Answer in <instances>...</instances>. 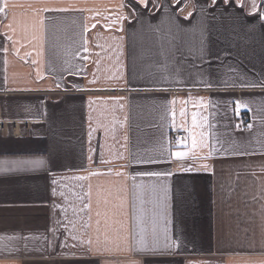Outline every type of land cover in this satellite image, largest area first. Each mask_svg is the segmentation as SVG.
I'll return each instance as SVG.
<instances>
[{
  "label": "crops",
  "instance_id": "1",
  "mask_svg": "<svg viewBox=\"0 0 264 264\" xmlns=\"http://www.w3.org/2000/svg\"><path fill=\"white\" fill-rule=\"evenodd\" d=\"M262 2L0 0V264H264Z\"/></svg>",
  "mask_w": 264,
  "mask_h": 264
},
{
  "label": "snow or ice",
  "instance_id": "2",
  "mask_svg": "<svg viewBox=\"0 0 264 264\" xmlns=\"http://www.w3.org/2000/svg\"><path fill=\"white\" fill-rule=\"evenodd\" d=\"M137 2L139 4H143V5H147V0H137ZM213 4L216 3V0H212ZM225 3H228V0H224ZM124 5H121V7H123ZM253 7L255 8V3H253ZM0 11H3V8H0ZM45 11H48V9H45ZM59 11H65V9H59ZM191 15V14H189ZM85 51H87V49H85ZM210 86V85H209ZM183 114V113H182ZM196 123V114L193 113V124L195 125ZM192 145H193V149H195L197 147V141L196 138L193 137V141H192ZM171 156L176 157L178 159H183L185 157L189 156L188 152H174V153H170ZM192 158L195 159H200L201 157H198L195 152L192 153ZM138 163H156L157 161L149 159V160H145V161H137ZM17 166L21 167V168H26V167H31L33 169L39 168L41 166H43L44 161L42 159H36V160H21V161H16L14 162ZM204 168H207V165H203ZM187 170L191 171L192 167L190 166ZM94 174H98V173H94ZM119 174V173H117ZM141 175H165L164 173H142ZM81 179H83V177H80ZM53 183H55V181H53ZM85 207H87V205H85ZM134 250H139V249H134ZM134 264V262H133Z\"/></svg>",
  "mask_w": 264,
  "mask_h": 264
},
{
  "label": "built area",
  "instance_id": "3",
  "mask_svg": "<svg viewBox=\"0 0 264 264\" xmlns=\"http://www.w3.org/2000/svg\"><path fill=\"white\" fill-rule=\"evenodd\" d=\"M258 16L260 18H264V2L260 3L258 8ZM236 124L240 129H247L249 127V121L247 120L246 116L244 114L238 116L236 119ZM185 138V134L183 132H174L172 134L173 140H179L182 141Z\"/></svg>",
  "mask_w": 264,
  "mask_h": 264
}]
</instances>
